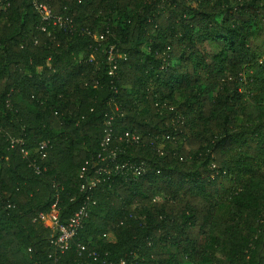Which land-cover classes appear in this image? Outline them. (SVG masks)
Returning <instances> with one entry per match:
<instances>
[{
	"label": "trees",
	"instance_id": "obj_1",
	"mask_svg": "<svg viewBox=\"0 0 264 264\" xmlns=\"http://www.w3.org/2000/svg\"><path fill=\"white\" fill-rule=\"evenodd\" d=\"M55 203L60 263L264 264V0H0V264Z\"/></svg>",
	"mask_w": 264,
	"mask_h": 264
},
{
	"label": "built area",
	"instance_id": "obj_2",
	"mask_svg": "<svg viewBox=\"0 0 264 264\" xmlns=\"http://www.w3.org/2000/svg\"><path fill=\"white\" fill-rule=\"evenodd\" d=\"M44 13H45V19H49L50 14L46 8H44ZM103 39H104L103 37L100 38V40ZM109 60L113 62L112 50L109 53ZM110 125L111 123L109 122L108 126ZM109 134L110 133L106 135V138L102 145L105 148L108 146V143L110 142L111 137ZM133 139L136 140L135 137H133ZM86 218H87V211L86 208L83 207L67 222L62 223L59 218V210L57 207V203L53 205L51 213L47 215H40V220L44 224V226L54 232L51 235V245L53 246L54 253L50 254V259L53 261V264H64V263H60L59 255H65L70 251L73 240L78 235L80 229H82L83 222L85 221ZM79 250L83 252L86 250V247L80 245ZM93 257L97 258L96 253L93 254Z\"/></svg>",
	"mask_w": 264,
	"mask_h": 264
}]
</instances>
